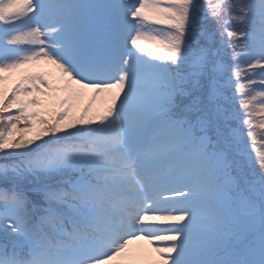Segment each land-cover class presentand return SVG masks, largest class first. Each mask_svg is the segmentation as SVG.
I'll use <instances>...</instances> for the list:
<instances>
[{
  "label": "snow or ice",
  "instance_id": "6c2138e0",
  "mask_svg": "<svg viewBox=\"0 0 264 264\" xmlns=\"http://www.w3.org/2000/svg\"><path fill=\"white\" fill-rule=\"evenodd\" d=\"M0 264H264V0H0Z\"/></svg>",
  "mask_w": 264,
  "mask_h": 264
},
{
  "label": "rangeland",
  "instance_id": "374dc122",
  "mask_svg": "<svg viewBox=\"0 0 264 264\" xmlns=\"http://www.w3.org/2000/svg\"><path fill=\"white\" fill-rule=\"evenodd\" d=\"M34 70H51V71L55 72V69L52 68L50 65H44V64H41V65L37 66V68L34 69ZM14 79H15V77H14ZM11 83H12V81H9V85H11ZM229 94L230 95L232 94L231 90H230ZM90 97H91V93L88 92L85 95L84 99L80 102L81 103V106L84 103H87L89 101ZM53 107H56V105H54ZM93 107L94 108H101L102 109L104 107L103 101L100 98H98L97 101L93 103ZM235 107L239 110V107H240L239 94H237V99H236ZM245 131H247V129H245ZM136 246L141 247V248H143L145 250H148L150 248V246L147 244L146 241H138L137 244H136ZM154 255L155 254L153 253V256Z\"/></svg>",
  "mask_w": 264,
  "mask_h": 264
}]
</instances>
